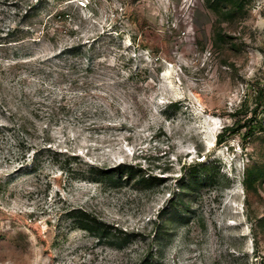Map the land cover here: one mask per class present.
I'll return each mask as SVG.
<instances>
[{
  "label": "rangeland",
  "instance_id": "rangeland-1",
  "mask_svg": "<svg viewBox=\"0 0 264 264\" xmlns=\"http://www.w3.org/2000/svg\"><path fill=\"white\" fill-rule=\"evenodd\" d=\"M0 264H264V0H0Z\"/></svg>",
  "mask_w": 264,
  "mask_h": 264
},
{
  "label": "trees",
  "instance_id": "trees-1",
  "mask_svg": "<svg viewBox=\"0 0 264 264\" xmlns=\"http://www.w3.org/2000/svg\"><path fill=\"white\" fill-rule=\"evenodd\" d=\"M67 50H68L67 52L69 53H74L77 51V47H72ZM230 130L231 129L229 127H224L223 131L218 134L217 140L224 141L227 133ZM119 168L120 167H116V168L110 169V171L99 170V173L103 175H110L112 172L116 171ZM129 169L132 170L131 168ZM131 173L132 171H130V174ZM107 179L111 185H116V183L120 181V179L113 180L111 177ZM93 181L98 182L99 180L95 179ZM145 181H149V180H144V178H141L140 184H142V182L145 183ZM70 213L74 214V215L69 214L74 219L73 225L79 230H82L92 235V237H94L97 240V242L105 241V240L108 242L114 241L112 243L114 244L120 243L119 246L121 247V246L126 245L130 241V239L133 237L131 234H127L125 232L120 233V235L118 236L113 235L112 231H116L115 228H111L108 225H106L104 222L100 220H96L95 218L91 217L88 213L84 211L72 210V212Z\"/></svg>",
  "mask_w": 264,
  "mask_h": 264
}]
</instances>
